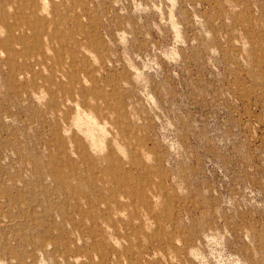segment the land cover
<instances>
[{
	"label": "rangeland",
	"instance_id": "obj_1",
	"mask_svg": "<svg viewBox=\"0 0 264 264\" xmlns=\"http://www.w3.org/2000/svg\"><path fill=\"white\" fill-rule=\"evenodd\" d=\"M0 264H264V0H0Z\"/></svg>",
	"mask_w": 264,
	"mask_h": 264
}]
</instances>
